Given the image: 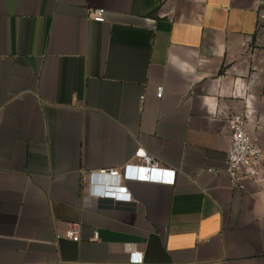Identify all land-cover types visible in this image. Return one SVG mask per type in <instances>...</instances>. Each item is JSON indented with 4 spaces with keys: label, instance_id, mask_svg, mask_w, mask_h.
Segmentation results:
<instances>
[{
    "label": "crops",
    "instance_id": "0c3cea01",
    "mask_svg": "<svg viewBox=\"0 0 264 264\" xmlns=\"http://www.w3.org/2000/svg\"><path fill=\"white\" fill-rule=\"evenodd\" d=\"M232 115L263 150L243 189L226 174ZM138 148L175 183L92 197ZM73 222L80 242L62 238ZM132 253L264 264V0H0V264Z\"/></svg>",
    "mask_w": 264,
    "mask_h": 264
},
{
    "label": "built area",
    "instance_id": "2783aa9c",
    "mask_svg": "<svg viewBox=\"0 0 264 264\" xmlns=\"http://www.w3.org/2000/svg\"><path fill=\"white\" fill-rule=\"evenodd\" d=\"M105 12L101 9L88 10L89 19L97 22H105ZM163 88L157 92L161 98ZM231 130V145L226 160V174L230 177L232 187L243 189L245 179H256L259 176L257 168L262 162L263 150L256 138L252 137L246 130V119L244 116L232 115L229 121ZM135 163L127 164L118 170H103L98 174L104 181L108 180L110 185L94 189L91 196L99 200L113 201L115 204L133 203L131 194L125 186L117 185V180L122 182L136 181L152 184L175 183V171L163 168L155 158L148 155L145 150L138 148L135 154ZM91 176L94 178L93 174ZM114 181V182H113ZM62 238L80 242L81 225L73 222L69 223ZM93 240H98L95 233ZM131 264H143V256L139 253H132Z\"/></svg>",
    "mask_w": 264,
    "mask_h": 264
},
{
    "label": "water",
    "instance_id": "95a60500",
    "mask_svg": "<svg viewBox=\"0 0 264 264\" xmlns=\"http://www.w3.org/2000/svg\"><path fill=\"white\" fill-rule=\"evenodd\" d=\"M107 185H110V182L108 180H105L103 186H107Z\"/></svg>",
    "mask_w": 264,
    "mask_h": 264
}]
</instances>
